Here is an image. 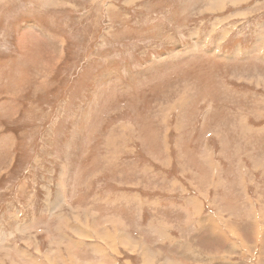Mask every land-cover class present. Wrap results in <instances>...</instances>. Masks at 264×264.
Instances as JSON below:
<instances>
[{"label":"rangeland","instance_id":"obj_1","mask_svg":"<svg viewBox=\"0 0 264 264\" xmlns=\"http://www.w3.org/2000/svg\"><path fill=\"white\" fill-rule=\"evenodd\" d=\"M209 1L0 0V84H22L25 63L53 69L8 126L23 161L0 177V264H108L91 259L94 241L116 264L120 239L132 254L149 245L154 264L164 253L187 261L168 264H210L217 239L237 249L241 234L256 264L247 244L264 237V0ZM216 195L228 206L253 198L254 230L197 219L189 198L206 217Z\"/></svg>","mask_w":264,"mask_h":264},{"label":"crops","instance_id":"obj_2","mask_svg":"<svg viewBox=\"0 0 264 264\" xmlns=\"http://www.w3.org/2000/svg\"><path fill=\"white\" fill-rule=\"evenodd\" d=\"M243 2H244V0H219L217 2V4H214L213 1L210 0L208 2L209 5L206 4V9L207 10H214L215 7L223 8V9H230V6H232V5L239 6V5H242ZM232 16H234V15L227 14L225 17L222 18V21L223 22L229 21L230 17H232ZM34 46L36 48H38L36 45H34ZM259 46H260V44H259ZM3 66H4V63H0V70ZM13 66H15V65H13ZM24 66L27 67L26 68L27 74H26V77L24 76L22 84H19L16 86H13L12 84H8L6 86H3L2 84H0V177L7 174L8 172H10L14 167L20 165V163L23 161L20 157V153L18 152V154H17V150H16L19 147L17 137H16V130H10L8 128V126H11L13 121L18 116L20 117V115H23L24 111H26V109H28L30 107L31 104L28 100V93H31L32 95H37V94L43 93V91L45 90V89L43 90V87H44L43 84L46 83V79H50L52 76L53 69L50 65L48 66L49 71L46 70V72H43V68H41V66L39 65L38 62L25 63ZM16 68H18V67H16ZM234 197L235 198H234V200H231V203L236 201V204L233 206L226 205V203L224 202L225 199L221 195L220 196L216 195V197H213L212 200L215 202V204L208 211L209 216H206V217L201 216V211H200V214H197L198 207L200 206V208H201V205H200L201 201H199V199L195 196H192L189 198V201L192 203V207L189 209H191L193 211L194 215H197L196 216L197 219L203 218V219L209 221V217L213 215L214 216L213 219L217 220L216 216L223 215L224 218H226L228 220V225H230L229 223L234 225V222L236 221L238 224L237 225L238 230L241 229V227H246V225L251 226L254 230L255 224L254 223L249 224V222L251 221V220H249V216H252V218H254V220H256L257 218L255 216L256 215L255 212L258 213L257 207L255 206L256 204H254L251 201L253 198H251L248 201L247 206H246L245 205V200H246L245 196H243V201L241 204L239 203L238 199H236L237 196H234ZM51 207H52V204H51ZM214 208L216 210L215 212H214ZM261 211H262V213H264L263 209H261ZM93 212L94 213L98 212V217H100V215H101L100 209L98 211L94 210ZM111 213H113L111 215V218H114V219L120 221L122 224L125 223V219L122 217V213H117L115 211L114 212L111 211ZM226 214H227V217H225ZM240 214H242V215H240ZM246 216H248V220H249L247 223H246ZM189 218L191 220V217H189ZM238 218H240L241 221ZM203 226H206V225L202 224L201 228L203 230H207V231L210 230L208 227L203 228ZM119 229H121V228H119ZM224 229H226V228H224ZM96 231H100V229H96ZM211 233H212V231H211ZM60 234H62V232H60ZM119 235H120V233H119ZM241 236L243 239L242 243L238 244V245H240L241 248L239 247L237 249L230 248L226 238L225 239H217V240H220L221 244L214 243L211 245V248L209 249V254L207 255V257H208L207 262H209L210 264H221V263L250 264L251 258L248 257L250 255H245L246 249L244 247L246 246L245 245L246 238H244V234H241ZM214 237H216V236L214 235ZM254 237L256 238L255 234H254ZM255 238L253 239V241L248 242L247 246L252 247V249L254 250L253 256L255 257L256 264H264V256H261V255L258 257L255 256V253L257 251V247L259 245H261V251L264 250V237H263V243H259V244H256ZM56 240H58V239H55L54 242H56ZM103 240H105V239H103ZM94 242H96V243H95V245L92 244L93 245V252H92V258H91L94 260V263L106 262L108 264H112L111 262H114V259H113L111 252L106 253V255H104V257L101 258L100 253L104 251L103 249H101L102 244L100 241H94ZM124 242H127V241H124ZM238 242H240V239H238ZM234 243H236V242H234ZM182 244L186 245V246L189 245L190 247L192 245H195L193 242H190L188 238L183 239ZM199 245L200 244H197L196 246L198 247ZM117 246L119 249V253L116 255L115 260L119 263H116V264H154V258L156 257L155 252L151 249V252H150L151 255L149 258H147V256H146L147 252L145 251V248H147V246H149L147 244H145V247H144V255L146 258L144 257V255L142 254L141 251L138 253H135V254L130 253V250L124 246V243H121V239H120V243L118 241ZM83 247H85V245ZM86 247H88V246H86ZM219 248L226 249V251L229 252L230 254L220 256L221 254L218 251L214 252V250H217ZM83 251L85 252L86 255L90 254L89 248L84 249ZM70 253H71V251L68 252V255ZM163 255H164L163 256L164 260L161 264H168L170 261H174V260L181 261V262H187L186 260H182L181 257L178 256V253H176L174 255L164 253ZM42 257L43 256H39V258H37V260L39 261L38 263H40L43 260ZM105 257H107V259ZM224 257H227V258H224ZM228 257L229 258L232 257L233 260H231V259L228 260ZM67 258H69V257H67ZM136 261H138V262H136ZM52 264H60V263H52ZM61 264H64V258H62Z\"/></svg>","mask_w":264,"mask_h":264},{"label":"bare ground","instance_id":"obj_3","mask_svg":"<svg viewBox=\"0 0 264 264\" xmlns=\"http://www.w3.org/2000/svg\"><path fill=\"white\" fill-rule=\"evenodd\" d=\"M216 223H217V222H216ZM218 224H219V223H218ZM105 229H106V228H105ZM219 229H221V228H218V227H217L215 231L217 232ZM216 232H214L215 235H220V236H221V232H222V231H221V232L218 231L217 233H216ZM222 234H223V233H222ZM130 244H131V243H130ZM102 254H103V253H102Z\"/></svg>","mask_w":264,"mask_h":264}]
</instances>
